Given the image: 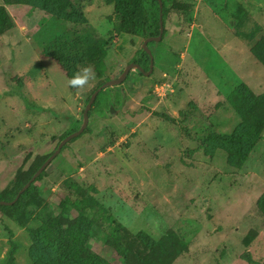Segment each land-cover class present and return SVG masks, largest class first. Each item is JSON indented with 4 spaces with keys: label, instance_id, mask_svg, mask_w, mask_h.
<instances>
[{
    "label": "rangeland",
    "instance_id": "374dc122",
    "mask_svg": "<svg viewBox=\"0 0 264 264\" xmlns=\"http://www.w3.org/2000/svg\"><path fill=\"white\" fill-rule=\"evenodd\" d=\"M71 1L87 23L21 6L0 29V201L82 126L100 83L120 77L145 52L141 8L128 18L143 19L138 32L124 28L110 0ZM177 2L187 10L169 12L162 41L149 46L153 73L141 79L133 69L120 104L116 89H105L108 99L95 101L85 133L65 145L21 207L0 210V264H7L11 234L14 264H33V255L57 263L55 251L35 245L22 226L32 200L65 226L78 220L81 203L60 208L66 196L73 199L62 186L68 178L98 201L85 208L94 230L83 240L109 264H264V125L245 162L209 133L249 137L255 122L264 123V28L253 18L264 19V0ZM79 38L97 42V58L80 67L90 70L88 83L72 90L42 51Z\"/></svg>",
    "mask_w": 264,
    "mask_h": 264
},
{
    "label": "trees",
    "instance_id": "16d2710c",
    "mask_svg": "<svg viewBox=\"0 0 264 264\" xmlns=\"http://www.w3.org/2000/svg\"><path fill=\"white\" fill-rule=\"evenodd\" d=\"M3 1H4V5L0 6V27L9 20L10 18L9 10L21 6L28 7L32 10H40L44 12L46 15L50 16L51 18L65 23H71L76 25V24H85L88 22L86 17L83 15L82 11L75 4H73L71 0H3ZM110 1L115 7V15L124 24V28L126 25L127 28L131 30L138 29V32H140L139 31L140 23L143 19L139 23H135L134 17H131L130 19L128 18L133 14V12L137 8H141L142 12L146 13V20H147V21L145 20V22L141 26L145 27V30L149 36L148 38L159 36L160 5L158 0H110ZM162 2H163L164 21L168 13L171 12L172 10L179 11L181 7L183 9L185 8V10H187L188 8L185 5L179 4L177 0H162ZM151 44L153 43H150L149 46ZM56 48H57L56 51L55 50L54 51L48 50L44 52L42 51V54L45 57L51 58L54 61H56V63L63 69V71H65L68 79H70L76 72L80 70L82 64H85L87 62L93 63L94 60H96L97 58L96 49H98V44L97 42H94L89 38H82V39L79 38V40L75 42L66 41L63 42L61 47H56ZM141 54L142 56L140 58L135 59L133 63L140 65L143 68L144 72H147L150 68V56L146 52H144L143 49L141 50ZM94 65H95V70L98 71L99 64H94ZM99 72L101 73V71ZM143 74L145 73H139L141 79L145 78ZM130 77H131V73L124 83L129 82ZM107 81H109V79H107L105 82L100 83V85L96 90H98ZM122 85H119L118 87H113L117 91L115 95L117 97L118 104H120L122 101V95H123V91L121 90ZM75 89L76 88H72V90ZM242 89L243 88H241V90H237L234 93V96H238L239 93H242L243 92ZM130 90H132L131 87ZM248 91L249 90L244 92H248ZM103 96H105V90H103L98 95L96 101L99 99V97H102L101 100L103 101H106L108 99L107 97L106 99H104ZM89 100L87 101L86 105L88 104ZM89 116H92L91 110L89 112ZM263 125L264 123L262 122H255V126L253 125V128H250V130L247 132V134H249V137L241 136V135L227 136L222 134H216L213 131L212 132L210 131L209 133L211 135V138H217V140H220L225 145L229 146V148L231 149L233 147L232 149L233 154L245 162L249 160L250 154L256 148L257 144L263 139V135H262ZM79 129L80 127L78 125H75L71 133L66 135L64 139L70 134L78 131ZM75 140H77V138ZM75 140H72L71 142H74ZM208 155L209 157L210 156L213 157V153ZM32 177L24 185H21L19 187L20 189L19 191L14 192V196L7 198L8 199L7 201L8 202L14 201L18 197L20 191L32 179ZM73 184H74L73 178H68L64 180V182L62 183V186L65 189V191L73 192L72 195L73 199L71 198L70 195L66 196L64 199L60 201V205H61L60 208L63 211H70V208H73L76 206V204L81 203V206L77 210V212L79 213L78 220L74 221L68 226H65V224L61 221L60 218L58 217L55 218L53 216V210H51L49 207L45 205H43L44 207H42L43 203L36 204L35 200L31 201V207L33 210L30 213H28L29 222L28 224L22 227H24L26 231L29 233L35 245L42 248V250H47L50 248L52 251H55V254L53 255L57 260V263H55L53 261V258L52 260L49 261V259H44L41 257H37L36 255H33L32 256L33 264H109L108 262L104 261L102 258L97 256L90 248H88L87 245L84 244V240H83L84 238L91 237L93 235L92 231L94 230V226L92 225V222L86 219L87 215L85 213L87 212L85 211V208L99 205L98 201L95 198L88 195L86 192L77 189L75 186H73ZM32 187L33 184L23 194L20 195L19 199L14 205L12 206L0 205V210L12 209V208H16L17 206L21 207L20 204L26 198L28 193L31 194L30 190ZM111 229H112L111 236L113 238V244H114L116 241L115 239L118 236V230L116 226H113ZM170 236H171L170 234H167L165 238L169 239ZM13 238L14 237L11 234L9 240L11 243V250L8 255L7 264H14L16 260L15 256H16V252L18 251V244L15 241H13ZM160 246H162V244ZM167 252L168 249H163V253H162L163 257L167 255Z\"/></svg>",
    "mask_w": 264,
    "mask_h": 264
},
{
    "label": "water",
    "instance_id": "95a60500",
    "mask_svg": "<svg viewBox=\"0 0 264 264\" xmlns=\"http://www.w3.org/2000/svg\"><path fill=\"white\" fill-rule=\"evenodd\" d=\"M158 2L160 5V34L158 37L147 38L143 44V48H144L145 52L150 56V70L148 73H146L147 76H149L153 72V68H154V56H153V54L149 48V44L152 42L157 43V42L162 41L163 35H164V30H165L164 19H163V2H162V0H158ZM133 69H138L141 71V73H144V70L140 65H138L136 63H130L125 68V70L122 72L120 77H118L117 79H112V80L107 81L98 90H96L92 94L88 104L86 105V107L84 109L83 124L80 127V129L78 131L70 134L69 136H67L59 144V146H58L57 150L54 152V154L51 155V157H49V159L42 165V167L37 171V173L32 177V179L20 191L18 197L14 201H12V202L0 201V205L12 206L17 202L20 195L23 194L40 177V175L47 169V167L58 157V155L62 152L65 145H67V143H69L73 139H76L77 137H79L80 135H82L84 133V131L87 129V127L89 125V119H90L89 118V112L92 109L98 95L105 89L116 87V86L123 84ZM205 203L207 204L208 200H206Z\"/></svg>",
    "mask_w": 264,
    "mask_h": 264
},
{
    "label": "clouds",
    "instance_id": "9594fccd",
    "mask_svg": "<svg viewBox=\"0 0 264 264\" xmlns=\"http://www.w3.org/2000/svg\"><path fill=\"white\" fill-rule=\"evenodd\" d=\"M90 79V70L88 68L83 69L82 71L76 72L69 80L68 85L72 88L79 89L86 85Z\"/></svg>",
    "mask_w": 264,
    "mask_h": 264
},
{
    "label": "crops",
    "instance_id": "0c3cea01",
    "mask_svg": "<svg viewBox=\"0 0 264 264\" xmlns=\"http://www.w3.org/2000/svg\"><path fill=\"white\" fill-rule=\"evenodd\" d=\"M253 18H254V20L257 22V24L259 25V26H261V27H263L264 28V19H262V17H260V16H253ZM7 23V22H6ZM5 23V24H6ZM4 24V25H5ZM4 25H2L1 27H0V29L4 26ZM57 64V63H56ZM58 65V64H57ZM59 66V65H58ZM60 67V66H59ZM61 68V67H60ZM61 70L63 71V69L61 68ZM64 72V71H63ZM64 74H65V72H64ZM65 76H66V74H65ZM66 78H67V76H66ZM0 244H2L1 243V239H0Z\"/></svg>",
    "mask_w": 264,
    "mask_h": 264
},
{
    "label": "flooded vegetation",
    "instance_id": "af4514ba",
    "mask_svg": "<svg viewBox=\"0 0 264 264\" xmlns=\"http://www.w3.org/2000/svg\"><path fill=\"white\" fill-rule=\"evenodd\" d=\"M149 70H150V68H149ZM149 70H148L147 72H144V73H145V74H146V73H148V72H149ZM153 70H154V68H153ZM139 73H141V71H140V70H139ZM152 73H153V72H152ZM152 73H151V74H152ZM151 74H150V75H151ZM150 75H149V76H150Z\"/></svg>",
    "mask_w": 264,
    "mask_h": 264
}]
</instances>
